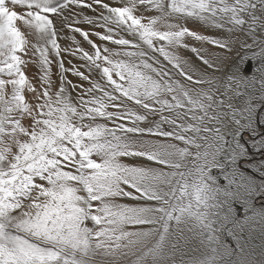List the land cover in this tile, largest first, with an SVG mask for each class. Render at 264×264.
Returning a JSON list of instances; mask_svg holds the SVG:
<instances>
[{
	"label": "snow or ice",
	"instance_id": "snow-or-ice-1",
	"mask_svg": "<svg viewBox=\"0 0 264 264\" xmlns=\"http://www.w3.org/2000/svg\"><path fill=\"white\" fill-rule=\"evenodd\" d=\"M254 228L264 0H0V264H264Z\"/></svg>",
	"mask_w": 264,
	"mask_h": 264
},
{
	"label": "rangeland",
	"instance_id": "rangeland-1",
	"mask_svg": "<svg viewBox=\"0 0 264 264\" xmlns=\"http://www.w3.org/2000/svg\"><path fill=\"white\" fill-rule=\"evenodd\" d=\"M189 27H191L194 31H198L200 34H205V35H210V36H215L216 38H219L218 33L221 30L218 29H211L208 28L206 25L201 24L199 21H193L189 24ZM189 43L192 46H199V42L196 41H189ZM207 47V45H206ZM239 51V49H237ZM182 54L185 60H189L190 63L192 64L193 68L196 70L201 69L203 66L201 65L200 61L196 59L195 55L191 53L188 50H182ZM223 58L226 61H233L236 59V53H224ZM256 67V61H248L243 65L244 72L246 75H252L255 71ZM256 159H261V157H256ZM251 174V170H250ZM258 175V174H257ZM238 209V215L243 218L244 212L243 209L240 206H237ZM254 231V237L252 239V244L255 246L253 250V258L259 259L260 258V252H261V246L264 245V237H262L259 233V230L257 228L253 229ZM226 242L229 244L230 247L235 248V241H233L230 237H225ZM189 257L185 256V259H188Z\"/></svg>",
	"mask_w": 264,
	"mask_h": 264
}]
</instances>
